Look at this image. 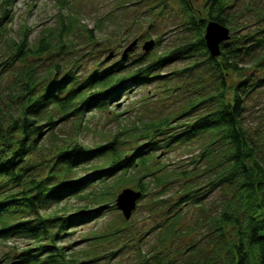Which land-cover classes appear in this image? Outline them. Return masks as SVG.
Listing matches in <instances>:
<instances>
[{
    "label": "trees",
    "instance_id": "trees-1",
    "mask_svg": "<svg viewBox=\"0 0 264 264\" xmlns=\"http://www.w3.org/2000/svg\"><path fill=\"white\" fill-rule=\"evenodd\" d=\"M12 1L0 0V241L24 238L25 246L13 256L4 254L0 264H98L106 256L111 259L125 243L98 253L96 244L78 249L71 235L79 225L116 209L117 174L119 179L126 178V183L136 181L134 188L142 192V199L148 195V183L168 191L171 172L173 176L179 174L177 179L183 177L181 195L162 214L159 225L163 233L151 249L144 252L141 238L137 240L141 257L135 264H264V142L253 139L245 123L247 99L263 81L255 77L254 70H264V52L259 53L264 45V25L240 36L232 34L240 28L234 24L239 13L234 9L242 0H201V9L192 0H179L185 18L179 27L189 33L187 41L146 64H139L140 56L126 61L121 57L104 66L96 65L84 76L63 62L64 54L77 44L72 34L79 21L70 0H54L66 15H61L57 29L48 30L34 42L29 41V27L18 37L11 33ZM166 1L159 3L166 5ZM255 6L250 12L264 21V6ZM104 20L100 19L98 28L102 29ZM210 21L228 27L232 35L221 44L217 58L204 43ZM83 31L86 38L93 39L94 28L84 26ZM196 55L203 60L193 61L184 70L201 64L214 80L208 84L202 80L201 90L194 89L197 94L186 109L144 122L141 134L123 137L131 130L123 128L100 145L79 142L86 112L108 110L120 120L123 113L110 104L123 90L115 89L127 79H133V85L129 84L133 87L144 85L155 78L153 70L166 61ZM243 63L252 71L244 74ZM198 106H206L208 111L194 119L188 117L190 121H178ZM68 119L74 133L59 140L57 123ZM204 133L209 140L201 155L211 158L207 170L218 168L206 185L191 181L196 176L193 169L169 172L167 165L155 161L158 150L168 153ZM130 139L135 145L128 144ZM141 139L145 142L140 143ZM217 145L222 148L218 161L214 154ZM146 176L152 179L145 182ZM222 182L227 183L232 197L207 220V237L197 238L193 231L196 221L182 226L184 208L202 207L206 193ZM203 187L206 191L200 192ZM73 198L82 207L75 208ZM123 229L95 235L91 241L124 237L128 232ZM185 231L191 239L175 243L173 237Z\"/></svg>",
    "mask_w": 264,
    "mask_h": 264
},
{
    "label": "rangeland",
    "instance_id": "rangeland-1",
    "mask_svg": "<svg viewBox=\"0 0 264 264\" xmlns=\"http://www.w3.org/2000/svg\"><path fill=\"white\" fill-rule=\"evenodd\" d=\"M2 1V0H1ZM162 0H70L69 4L72 8V13L78 18L79 23L76 24L72 34L76 40V46L68 54H64L63 62L67 67L73 65L72 69L76 74L84 76L87 72L100 64L102 66L112 63L121 57L126 60L129 58L142 57L140 63L146 64L148 61L158 59L166 51L175 48L178 44L184 43L189 38V33L185 28L181 29L179 24H183L185 20L182 9L180 8L179 0H168L166 5H160ZM195 7L201 9V0H192ZM253 2V3H252ZM255 4L263 5L264 0H242L238 8L234 10L239 12L238 17H235V25H240L236 34L240 36L246 32L252 31L264 25V21H258L250 12ZM54 0H13L11 2V22L9 23L10 31L14 36H19L21 31L29 27V41L34 42L39 37L43 36L48 30L58 28L61 15H66L64 9H59ZM242 10H241V9ZM201 13V11H199ZM104 18L102 29L98 28L97 24L100 19ZM185 22V21H184ZM84 26L93 29V39L86 38V33L83 31ZM57 31V30H55ZM232 36V35H231ZM231 38V37H230ZM136 44L132 47V43ZM148 41H153V45L148 51L144 50V45ZM264 45L262 44L259 53L263 52ZM258 54V51L256 52ZM60 56H57V58ZM203 60L200 56H191L186 58H173L166 61L164 64L154 69L152 75L155 76L148 83L133 87V79H127L123 86L117 87L115 90H120L119 97L114 100L110 106L116 107L117 111H121L120 122L115 119L112 113L108 110H92L86 112V126L78 140L86 145L102 144L116 131H122L124 128L131 129L123 136L129 133L141 134L144 122L151 119L161 118L164 115L175 113L178 114L181 109H186L190 100L202 88V80L211 83L213 75L205 71L201 64L197 67L184 70L193 61L198 63ZM136 62V61H135ZM247 62V60L245 61ZM48 63V60L46 61ZM138 62L134 65H137ZM242 72L244 74L251 72V67L243 63ZM45 67V65H44ZM133 69L127 68L125 72ZM184 70V71H183ZM255 77L263 79L260 86L256 87L249 95L246 102L245 123L250 131V136L257 142H264V70L255 68ZM129 73V72H128ZM126 73V74H128ZM157 76V77H156ZM252 76V75H251ZM254 77V76H252ZM203 78V79H202ZM214 80V79H213ZM132 84V85H129ZM133 87V88H132ZM129 88H132L130 90ZM130 91L125 94L126 91ZM126 111V113H124ZM176 111H178L176 113ZM208 111L206 106H198L185 113L178 121H190L199 115H203ZM191 119L188 120V117ZM175 119L172 123L176 122ZM58 124V139L64 140L74 133L71 120H61ZM209 133V132H208ZM204 133L195 135L194 142L189 145H181L173 148L168 153H163L162 150L155 152L157 156L155 161L164 163L166 170L171 172L176 170L179 173L193 169L194 176L191 181L199 186H204L209 179L215 176L218 168L213 171L207 170L210 166V159L207 154L201 155L205 148V143L209 140ZM198 134V133H197ZM206 137V139H205ZM52 140H55L54 138ZM133 139H130L129 145H135ZM131 142V143H130ZM140 143H144L142 139ZM209 144V143H207ZM215 158H220L222 148L216 146L214 150ZM219 159H217L218 161ZM154 161V160H153ZM155 163V162H154ZM100 174V173H99ZM136 174V173H135ZM119 174L115 176L111 182L114 185H119L115 188L116 201L117 195L126 187L134 188L136 181L126 183L123 178L119 179ZM179 174L172 175L171 184H168V191L160 189L154 183L147 185L148 195L137 201V207L132 212L131 217L126 220L121 211L116 209L110 210L102 217L84 224L79 225L76 231L71 235L74 245L79 248H91L95 244L97 252L110 251L124 247L118 251L114 257L108 259L107 256L101 259L98 264H135L138 263V258L141 257L137 250V240H140L142 250L148 251L153 243L163 233V227L159 225L161 216L169 206L172 205L181 195V185L183 177L178 178ZM177 176V177H176ZM151 176H146L143 180L149 182ZM123 181V182H122ZM194 183V184H195ZM124 184V185H122ZM200 192L206 191L203 187ZM166 192V193H164ZM232 192L227 187L226 182H222L214 189L206 193L204 203L195 208L187 206L182 213V226H185L189 221H196L194 226L196 237L204 236L208 231L209 223L207 220L218 210L224 206V202L230 200ZM114 201V203H115ZM72 204L75 208L82 207L79 205V200L72 199ZM83 204V203H82ZM165 204V205H164ZM104 209L103 211H106ZM120 228H124L128 235L118 237L116 239L107 240L101 239L97 242H92V237L104 233H111ZM123 232V231H122ZM125 232V231H124ZM186 231L183 235L173 237L175 243L183 244L188 242L191 237H186ZM208 234L205 235L207 237ZM90 240H84L85 238ZM163 238V236H162ZM212 238V236H211ZM127 241V242H126ZM171 241L168 240L167 244ZM25 246L24 238H10L8 241H0V258L4 254L14 255L13 252L19 251ZM214 257V254H210ZM208 255V256H210ZM5 264V263H1Z\"/></svg>",
    "mask_w": 264,
    "mask_h": 264
},
{
    "label": "water",
    "instance_id": "water-1",
    "mask_svg": "<svg viewBox=\"0 0 264 264\" xmlns=\"http://www.w3.org/2000/svg\"><path fill=\"white\" fill-rule=\"evenodd\" d=\"M231 37L230 29L220 23L210 21L206 24L204 40L207 50L212 57L217 58L221 54V44L224 41L229 40ZM153 41H148L144 45V50H148L152 47ZM136 44V41L128 47H132ZM142 192L130 187L124 188L116 197L115 205L121 211L124 218L128 220L132 212L137 207V201L141 198Z\"/></svg>",
    "mask_w": 264,
    "mask_h": 264
},
{
    "label": "bare ground",
    "instance_id": "bare-ground-1",
    "mask_svg": "<svg viewBox=\"0 0 264 264\" xmlns=\"http://www.w3.org/2000/svg\"><path fill=\"white\" fill-rule=\"evenodd\" d=\"M148 51V50H147Z\"/></svg>",
    "mask_w": 264,
    "mask_h": 264
}]
</instances>
